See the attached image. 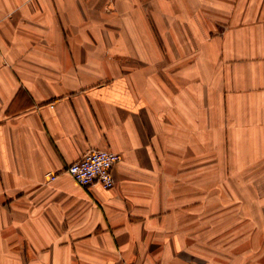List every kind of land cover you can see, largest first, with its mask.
I'll return each instance as SVG.
<instances>
[{
  "label": "crops",
  "instance_id": "obj_1",
  "mask_svg": "<svg viewBox=\"0 0 264 264\" xmlns=\"http://www.w3.org/2000/svg\"><path fill=\"white\" fill-rule=\"evenodd\" d=\"M0 264H264V0H0Z\"/></svg>",
  "mask_w": 264,
  "mask_h": 264
},
{
  "label": "built area",
  "instance_id": "obj_2",
  "mask_svg": "<svg viewBox=\"0 0 264 264\" xmlns=\"http://www.w3.org/2000/svg\"><path fill=\"white\" fill-rule=\"evenodd\" d=\"M119 153L111 150L92 149L66 167V172L81 186L99 183L103 188L115 185L113 168L120 162Z\"/></svg>",
  "mask_w": 264,
  "mask_h": 264
}]
</instances>
